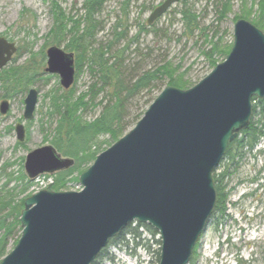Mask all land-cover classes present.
I'll list each match as a JSON object with an SVG mask.
<instances>
[{"label": "water", "instance_id": "obj_1", "mask_svg": "<svg viewBox=\"0 0 264 264\" xmlns=\"http://www.w3.org/2000/svg\"><path fill=\"white\" fill-rule=\"evenodd\" d=\"M181 1H161L147 23ZM232 31L227 56L191 87L164 86L134 126L78 176L81 190L40 189L24 199L20 237L0 264H93L131 222L157 231L158 264H189L213 215V170L231 140L247 128L252 97L264 98V32L242 18ZM15 51V42L1 35L0 70ZM45 61L43 72L57 74L62 88L73 84L72 52L49 46ZM25 94L24 121L34 117L39 95L36 87ZM9 105L0 101L1 116ZM14 127L23 141V122ZM24 159L31 180L73 163L50 143Z\"/></svg>", "mask_w": 264, "mask_h": 264}, {"label": "trees", "instance_id": "obj_2", "mask_svg": "<svg viewBox=\"0 0 264 264\" xmlns=\"http://www.w3.org/2000/svg\"><path fill=\"white\" fill-rule=\"evenodd\" d=\"M49 2L52 25L45 34V45L62 46L66 52H72L74 56V82L67 89L57 83L56 89H50L45 97L48 99L47 114L54 121L55 126L51 133L50 144L56 151L64 157L72 158L73 163L68 169H61L46 178L53 181L48 186L49 191L68 190L69 183H78V176L92 164L97 154L113 144L132 128L145 112L149 104L154 101V97L144 100L141 111L132 115V106L138 96L146 94L148 96L154 88H159V92L164 86L179 87L186 89L191 87L189 79L184 72H179L177 65L172 66L169 61L161 64L145 67L141 61L135 62L131 69L127 70L123 65L122 55L128 51L131 43H138L140 33H148L158 29L149 28L141 25L130 40L127 38L125 28L118 21L113 24L110 34L111 40L108 42L96 43V35L100 28L96 15L104 8L106 0H82L80 4V14L75 16L66 13L59 7L57 0H46ZM232 0H218L216 4V20L225 19L229 12ZM245 2L246 0H242ZM182 0L180 9H171L179 16L178 20L182 23L183 34L192 36L194 32L204 37V43L208 44L200 54L207 60L211 68L222 61L228 54L232 42H223L217 37V32L209 35V26L201 27L199 14L187 3ZM247 12L241 11L239 18L250 19L251 22L264 32V0H251ZM244 11V12H243ZM252 13V16H251ZM237 16V15H236ZM236 16L234 18L236 22ZM238 19V18H237ZM150 25V24H149ZM124 27L126 25H123ZM11 41L9 38H7ZM42 46L39 52L30 51L29 57L22 64L7 65L0 70V98L12 99L15 94L25 93L35 81L46 80L48 75L43 72L46 63V53ZM139 49L135 51L138 53ZM145 56L139 53L138 57ZM142 64V65H141ZM87 70L91 77V82L85 90L78 95L75 91V84L78 76ZM165 81V82H164ZM164 84L162 85V83ZM252 111L246 129H242L233 140L228 144L221 162L213 170L212 181L216 193L214 215L224 216L230 194L228 181L240 166L243 157L253 152L256 145L264 139V98L252 97ZM99 109V114L90 120L83 118L85 111ZM28 124L26 122V135L28 134ZM12 129L9 127L8 130ZM47 141V138H44ZM23 145L17 141L15 146ZM24 159L19 158L18 171L12 170L16 163L7 161L0 166V259L8 252L12 238L18 237L12 242L13 245L20 237L22 229L19 218L24 207V199L30 194V187L34 180L28 179L22 169ZM218 220V217H217ZM132 224H135L132 226ZM142 228L152 237L158 235L154 228L143 223L131 222L124 230L111 238L108 244H126L125 237L129 234L133 239L140 237ZM160 246V239L156 240ZM139 246L138 244L135 245ZM190 264H194L197 259L198 243L194 246ZM106 248V247H105ZM103 248L99 256L105 254ZM159 249V248H158ZM160 249L156 251V260L159 262ZM97 258L93 264H97Z\"/></svg>", "mask_w": 264, "mask_h": 264}, {"label": "rangeland", "instance_id": "obj_3", "mask_svg": "<svg viewBox=\"0 0 264 264\" xmlns=\"http://www.w3.org/2000/svg\"><path fill=\"white\" fill-rule=\"evenodd\" d=\"M187 1L188 5L199 14L201 27L209 26V35L217 32V37L222 38L226 43L233 41L232 30L235 16L237 15L236 19H239L238 15L243 8L247 12L251 5V0L245 2L232 0L225 19L218 21L216 20L218 0ZM81 2L82 0H57L62 10L74 16L80 14ZM160 2L161 0H106L103 10L96 15L100 26L96 43L111 40L112 25L118 21L126 25L125 27L122 25V28L127 31V38L119 43L121 45L125 44L124 41L130 40L141 25L145 24L149 28L158 29L156 33L154 31L140 33L138 43H131L129 50L122 55L123 65L129 70L135 62L139 61L147 68L169 61L172 66L177 65L179 72H184L191 85H194L206 77L212 69L200 54V51L208 47V44L204 43V37L197 31L192 36L183 34L179 16L174 10L170 12L171 9H180L182 3L174 4L161 17L150 23L151 25L147 24L146 20L150 11ZM247 20L251 22L250 19ZM51 25L50 7L46 0H0V36L9 38L16 44V51L8 65L22 64L29 57L30 51L39 52L47 41L45 34L50 30ZM48 46L50 45L44 46L45 52ZM60 48L62 49V46ZM136 49L140 51L138 50L137 53ZM139 53H144L147 57L143 55L138 57ZM46 75L49 77L45 81L40 79L31 86L36 87L39 94L34 117L31 120L24 121L22 116L23 100L27 90L25 93L15 94L9 100V111L4 116H0V166L10 161L16 163L11 169L18 171L19 158L24 159L28 151L50 143L55 123L47 114L48 99L45 94L50 89H56L57 83L60 84V82L57 74L46 73ZM76 81L75 91L78 95L91 82L89 72L84 68V72ZM159 93V88L156 87L148 96H145V93L138 96L131 107L132 115L141 111L145 99ZM98 114V108L90 109L84 112L83 118L90 120ZM20 122H23L24 126L26 122L29 123L28 134L22 142L23 145L15 146L18 139L15 137L14 126ZM9 127L12 129L8 130ZM45 137L47 141H44ZM23 172H25L24 169ZM45 175H39L36 178L33 187H30L29 195L40 189L47 190L53 180L46 178ZM226 180L229 183L230 194L225 215L223 217L214 215L209 220L198 242L197 259L194 264H264V139L256 145L253 152L243 157L237 171ZM68 186V190L81 189L75 182L69 183ZM138 229L141 233L139 239H133L128 234L125 237L126 244H108L105 254L99 256L96 263L158 264L156 260V251L160 247L156 243L159 239L158 235L152 237L142 228ZM15 234L16 239L18 234ZM14 238L10 241L8 252L14 247L12 243ZM136 244L139 246L135 247Z\"/></svg>", "mask_w": 264, "mask_h": 264}, {"label": "flooded vegetation", "instance_id": "obj_4", "mask_svg": "<svg viewBox=\"0 0 264 264\" xmlns=\"http://www.w3.org/2000/svg\"><path fill=\"white\" fill-rule=\"evenodd\" d=\"M161 1H162V0H161ZM158 5H159V4H158ZM7 40H8V39H7ZM8 41H9V40H8ZM11 59H12V58H11ZM9 62H10V61H9ZM9 62H8V64H9ZM8 64H7V65H8ZM7 65H6V66H7ZM6 66H5V67H6ZM5 99H7V98H5ZM2 100H3V99H2ZM7 100H8V99H7ZM8 101H9V100H8ZM23 124H24V123H23ZM25 127H26V126H25ZM25 132H26V131H25Z\"/></svg>", "mask_w": 264, "mask_h": 264}]
</instances>
